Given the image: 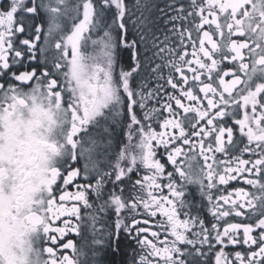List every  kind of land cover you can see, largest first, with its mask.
Here are the masks:
<instances>
[{"label":"snow or ice","instance_id":"snow-or-ice-1","mask_svg":"<svg viewBox=\"0 0 264 264\" xmlns=\"http://www.w3.org/2000/svg\"><path fill=\"white\" fill-rule=\"evenodd\" d=\"M165 9L169 35L150 42L127 38L126 0H11L0 11V264H89L85 247L99 264L109 213L117 233L135 232L137 264H264V0ZM18 14L42 21L24 51ZM120 48L132 62L117 70ZM240 180L248 187L213 195ZM189 185L214 222L192 215ZM85 229L91 246L67 239Z\"/></svg>","mask_w":264,"mask_h":264},{"label":"flooded vegetation","instance_id":"flooded-vegetation-1","mask_svg":"<svg viewBox=\"0 0 264 264\" xmlns=\"http://www.w3.org/2000/svg\"><path fill=\"white\" fill-rule=\"evenodd\" d=\"M11 4V0H0V11H4L9 9ZM23 18L24 20V25H25V33L23 35H18V37L16 39H14V44L16 45L18 50L24 51V46H22L20 44V41L23 39H27L30 38L31 36V28L29 27L30 25L33 24H40L42 21L40 19H34L32 17H28V16H22V14H18L17 15V20ZM19 26V25H17ZM45 30H46V26H45ZM37 44L43 45V38L40 41L36 42ZM33 53L36 56H40V53L38 50H33ZM12 55V53H10V56ZM51 53L49 54V57L51 58ZM23 59V57L21 58ZM31 65L33 67H35L36 62L32 61L30 62ZM121 65H117V70H119V67ZM124 66H128V65H124ZM21 71H23V68H20ZM168 74V73H167ZM142 74L140 77H137V81H139L142 78ZM29 84L33 83V82H28ZM160 84L163 85V82H158L156 81L154 86ZM170 90V89H169ZM118 123L116 124H111V128H113L114 131V143L117 144V150L120 146H122L121 144H119L120 141H123V143H127L126 140V132H127V128H126V124H127V119L124 116H121L118 118ZM239 143V142H238ZM240 147H243V145H240ZM237 155H239V153H235ZM218 158L223 159V156H221L220 154H217ZM243 158L247 159L249 158L247 155H244ZM166 159V156H165ZM83 162H81L82 164ZM103 166V165H102ZM170 170V169H169ZM132 179L135 180L136 176L132 175ZM94 182V181H93ZM237 187H248L244 184L243 180H240L239 182L236 181H230L228 186H223L221 187V189L219 191H214L213 195H225L227 194L225 189H227V191H231L233 188H237ZM106 190L111 188V185H106L105 186ZM72 190V189H70ZM186 200L189 202L190 205H194L195 207L192 208V215H199L202 219H204L206 221V223H212L214 222L210 212H209V207L210 205H208L206 199L202 198L197 186L195 185H189L187 188V192H186ZM96 203H99V201H97ZM197 209H199V211H197ZM90 211V210H89ZM105 219L107 220V230H108V235H107V247L105 249V253L109 254L111 252L116 253V245L119 243V247H120V255L122 256L123 260H122V264H137V262L139 261V256L141 253V248L138 245L136 239H135V232H133L131 235H129L128 233H126L123 230H120L119 233L116 232L115 227H114V221H115V216L112 215L111 213H109ZM138 219H143V217H138ZM130 222V221H128ZM229 222H240L239 218H237V220H230ZM57 226H60L59 223L57 224ZM144 226V225H141ZM92 237H93V233L88 230L85 229L83 232V235H77V234H72L69 233L67 235V239H71L73 240V242L78 246H91L92 245ZM151 238V237H150ZM66 242V241H65ZM233 250H239V249H233V247L229 246V248L226 249V251H233ZM69 254H71V250H68ZM84 251L86 253L85 256L81 257L82 260H88L89 264L91 262V255H90V247H85ZM103 264H109V260L108 257L103 258Z\"/></svg>","mask_w":264,"mask_h":264},{"label":"trees","instance_id":"trees-1","mask_svg":"<svg viewBox=\"0 0 264 264\" xmlns=\"http://www.w3.org/2000/svg\"><path fill=\"white\" fill-rule=\"evenodd\" d=\"M171 2L172 0H140L141 7L136 8L135 5L137 3V0H126V3L128 4L129 10L131 12V16L126 21L128 27L127 38L129 40H139L140 35L145 34L148 36L149 42L151 41L153 35L158 37L159 41H163L165 35H169L168 29L172 27L171 24L165 23L167 15H174L175 13H167V15H165L160 10L165 9V6ZM185 2H187V0H185ZM144 5H147V7H145ZM110 14L113 16L114 11L110 12ZM133 20L137 22L135 25L132 22ZM113 34L117 38L119 37L118 30H114ZM140 50L143 51V49ZM148 54L151 55V52H149ZM131 62V51L123 48L118 49L117 65H131ZM159 62V60H156V63ZM141 74L143 75V73ZM164 75H167V69H165ZM156 81L161 83L164 80H153V86ZM119 252L120 247L118 243L116 245V253H105L103 255V258L108 257L109 264H122L123 258Z\"/></svg>","mask_w":264,"mask_h":264},{"label":"rangeland","instance_id":"rangeland-1","mask_svg":"<svg viewBox=\"0 0 264 264\" xmlns=\"http://www.w3.org/2000/svg\"><path fill=\"white\" fill-rule=\"evenodd\" d=\"M110 12L107 13V17H108V23H111L112 21V15L110 14ZM97 228L100 227L99 224L96 225ZM107 235H108V232L106 234V238H107ZM94 236L92 237V240H93ZM96 239H100L101 236L98 234L95 236ZM104 239V243L102 245H98V246H95V251L99 253V256L97 257L98 261H99V264H103V255L105 254V249L107 247V239Z\"/></svg>","mask_w":264,"mask_h":264}]
</instances>
